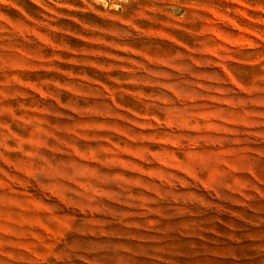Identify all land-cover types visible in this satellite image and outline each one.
Wrapping results in <instances>:
<instances>
[{
    "label": "rangeland",
    "instance_id": "374dc122",
    "mask_svg": "<svg viewBox=\"0 0 264 264\" xmlns=\"http://www.w3.org/2000/svg\"><path fill=\"white\" fill-rule=\"evenodd\" d=\"M0 264H264V0H0Z\"/></svg>",
    "mask_w": 264,
    "mask_h": 264
}]
</instances>
